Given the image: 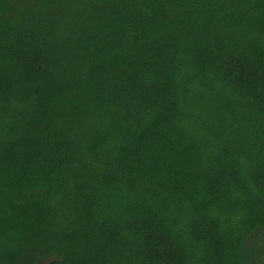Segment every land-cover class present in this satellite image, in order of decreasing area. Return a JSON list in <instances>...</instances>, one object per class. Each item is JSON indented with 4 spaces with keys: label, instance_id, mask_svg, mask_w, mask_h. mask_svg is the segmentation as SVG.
I'll return each instance as SVG.
<instances>
[{
    "label": "trees",
    "instance_id": "1",
    "mask_svg": "<svg viewBox=\"0 0 264 264\" xmlns=\"http://www.w3.org/2000/svg\"><path fill=\"white\" fill-rule=\"evenodd\" d=\"M0 264H264V0H0Z\"/></svg>",
    "mask_w": 264,
    "mask_h": 264
}]
</instances>
